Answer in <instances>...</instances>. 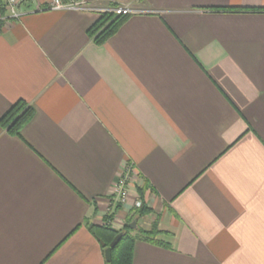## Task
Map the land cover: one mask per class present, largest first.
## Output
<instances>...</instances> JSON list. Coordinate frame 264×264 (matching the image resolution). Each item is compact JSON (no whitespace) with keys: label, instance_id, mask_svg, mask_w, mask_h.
Returning a JSON list of instances; mask_svg holds the SVG:
<instances>
[{"label":"crops","instance_id":"obj_1","mask_svg":"<svg viewBox=\"0 0 264 264\" xmlns=\"http://www.w3.org/2000/svg\"><path fill=\"white\" fill-rule=\"evenodd\" d=\"M0 20V264H106L88 226H137L132 264H264V0H18ZM133 12L102 45L87 31ZM107 11V12H106ZM129 203L108 202L123 167ZM141 190V192L139 191Z\"/></svg>","mask_w":264,"mask_h":264},{"label":"trees","instance_id":"obj_2","mask_svg":"<svg viewBox=\"0 0 264 264\" xmlns=\"http://www.w3.org/2000/svg\"><path fill=\"white\" fill-rule=\"evenodd\" d=\"M0 15H5V9L3 8L1 0ZM125 19L126 16H115L111 13H103L88 29L87 33L96 45H102L118 30ZM33 116L34 109L24 101L18 100L0 116V127L6 130L11 136L20 137L21 131L32 120ZM139 191L141 192V190ZM147 212L148 208L142 202V207L136 210V214L131 216L120 230H116L110 226L112 215L105 217L104 223L101 226H88L89 232L98 241L103 252L109 247L114 237L121 234L119 242L111 250L110 264H132V255L136 240H142L157 246L169 247L167 243L157 239L161 232L157 229L156 225H153L148 231L142 230L137 226V219L144 216ZM132 221L136 224L134 229L129 228V224Z\"/></svg>","mask_w":264,"mask_h":264},{"label":"built area","instance_id":"obj_3","mask_svg":"<svg viewBox=\"0 0 264 264\" xmlns=\"http://www.w3.org/2000/svg\"><path fill=\"white\" fill-rule=\"evenodd\" d=\"M1 3L5 9V15H0V20L19 18L21 13L19 11L20 2L18 0H1ZM45 9L55 11L93 10V8L90 7L85 0H52L47 4ZM132 12L133 10L128 6H116L108 13H111L115 16H127ZM134 180L135 176L133 175L131 165L123 167L112 186L111 197L108 199L109 204L111 205L113 202L116 205H127L129 203V186L134 183ZM140 207H142V201L140 198H136L132 202L130 208L137 210Z\"/></svg>","mask_w":264,"mask_h":264},{"label":"water","instance_id":"obj_4","mask_svg":"<svg viewBox=\"0 0 264 264\" xmlns=\"http://www.w3.org/2000/svg\"><path fill=\"white\" fill-rule=\"evenodd\" d=\"M136 227V224L134 221H132L130 224H129V228L130 229H134ZM121 238V234H118L114 237V239L112 240V242L110 243L109 247H107L105 250H104V259L106 261L107 264H110L111 262V250L115 247V245L119 242Z\"/></svg>","mask_w":264,"mask_h":264},{"label":"rangeland","instance_id":"obj_5","mask_svg":"<svg viewBox=\"0 0 264 264\" xmlns=\"http://www.w3.org/2000/svg\"><path fill=\"white\" fill-rule=\"evenodd\" d=\"M110 214L112 215V213L110 212Z\"/></svg>","mask_w":264,"mask_h":264}]
</instances>
